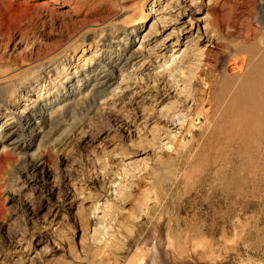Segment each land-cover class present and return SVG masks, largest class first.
<instances>
[{
  "label": "rangeland",
  "instance_id": "rangeland-1",
  "mask_svg": "<svg viewBox=\"0 0 264 264\" xmlns=\"http://www.w3.org/2000/svg\"><path fill=\"white\" fill-rule=\"evenodd\" d=\"M45 1L0 0V73H19L5 87L0 77L7 116L26 110V101L12 103L15 94L34 85L45 93L38 84L49 77L59 78L50 107L63 104L62 73L78 76V96L90 95L92 83L77 71L98 74L118 60L125 31L148 15L132 46L142 58L116 75L100 105L81 101L65 113L67 129L53 140L85 133L84 143H36L29 156L12 155L6 170L0 163V264H171L168 253L186 242L205 246L212 258L198 264H264L263 151L243 138L246 122L264 112L248 96L264 89L258 5L61 0L48 9ZM118 40L122 47L112 44ZM235 58L250 66L251 80L239 86Z\"/></svg>",
  "mask_w": 264,
  "mask_h": 264
},
{
  "label": "bare ground",
  "instance_id": "bare-ground-1",
  "mask_svg": "<svg viewBox=\"0 0 264 264\" xmlns=\"http://www.w3.org/2000/svg\"><path fill=\"white\" fill-rule=\"evenodd\" d=\"M25 1L30 2V1H33V0H25ZM45 2H46L45 3L46 8H48V5H53V7H55V8L56 7H59V6L61 7V6L64 5V3L61 0H46ZM255 5H258V7H256V8L259 9V11H258L259 16H258L257 21H258V23L261 26L264 27V0H253L251 2V6L250 7L253 6V9H254L255 8L254 7ZM241 6H243V5H241ZM243 13H244V11L241 12V17L243 15ZM243 17H245V16H243ZM147 20H148V15H144L140 19L139 22L136 21V23L130 27V30H131L130 33H129L128 29L125 31V35L126 36H130V38L128 39V41L126 43L124 42V44H123L124 45L123 46L124 48H122L121 50H119L117 52L118 60L108 61L109 62V64L107 65L108 67H105V66L102 65L103 69L98 74H96V72L99 69L98 68L95 69L94 67H92L91 70H89V71H85L84 73L83 72H80V71H77V73L79 75H82L81 77H83L82 80H83V83L85 82L84 83L85 85H87L89 83H92V86H89V87H91L89 89V94L90 95H88V96L87 95L86 96L85 95L84 96H78V87L76 86L75 89L72 88L76 84L74 82H78L79 81L78 76H76L75 79H70V78H68V75H67V77H65L64 74L62 73V77H63V79H65V81L62 82V84L59 86L60 87L59 88V93L60 94L57 95V97H61V96H64L65 95L64 97H67V98L65 99V101H64L63 104H61V105L58 104L59 106H57L55 109H52L50 107L51 102L54 101L55 99H51L52 101L49 100L50 98H52V95L53 94L50 95L48 93L52 92V89L53 88H51V87L54 84V82L56 81V79H59V78H55L54 80H52V79H50V77L49 78L47 77L49 79V80H47V82L46 81L45 82L43 81V82H41V83L38 84V85L43 84V86L45 85V87H43L44 88V91H47L45 93H41L40 94V91H39L38 87L36 85H34V87L31 86V88L24 89L23 91H20L19 93L15 94L14 99L12 100V103L15 104V105H18V104L26 101L27 107H26V110L25 111H21L20 113H18V112L17 113L16 112H11V115L7 116L6 113H5L6 112L5 111L6 108L4 109V107H0V116L1 117L3 116L5 118V122L0 125V145H3L2 146V148H3V151L2 152L3 153L0 154V163H1V165H2V167L4 169H5L6 164L10 163L13 160V159H11V156L12 155H14L15 153H21L22 156L27 157V156H29V151L28 150L31 149V148H33V146L36 143L38 144V148L49 149V148H53V147H55V148L58 147V149H59V147H61L62 145H64V147H66V146H72L73 147V146H76V145H78L80 143H84L85 142V137H86L85 136V133H84V135L78 133L75 136V138H73V137H69L67 134H64V132H63L62 134H60L59 136H57L58 138H55L54 140H53V138L55 137V135L57 133H59L61 131L62 128H63L64 131H65V129H67L65 127L66 121L64 120L65 113L66 112H70V111L74 110L81 101L86 102V103H89V104L90 103H93L95 106H96V104L100 105L101 104L100 102L103 101V100H105L107 98V96L111 94V90L117 84V81H116L117 77H116V75L118 73L121 74V73H124V72L128 71L130 68H132L133 66H135L134 64L137 61H139L142 58V55H140L139 52L134 51L132 49V46H133V44H135V42H137V36H138L137 34H138V32H140L142 30V28L146 24ZM112 44L116 45V47H119V46L122 45L120 40L115 41ZM105 51H106V49H105ZM108 51H106V52H108ZM252 56H256V58L258 59L257 55H252ZM102 57H104V56H102ZM123 57H125L124 61L123 62H120V59H122ZM259 59H261V58H259ZM232 60H234V59H232ZM86 61H87V59H85V62ZM71 62H74V61L71 60ZM255 62L257 63V61H255ZM256 63H255V65H256ZM248 64L249 63H248V60L246 58H244V59H242V58H237L236 59L235 58V60L232 61L231 66H230V69L233 70V71H236L238 73V74H236L233 77V79H235L236 82H237L236 83L237 86H239V84H243L245 82V80L247 79V73H249L248 71H250L249 69H247L248 67L250 68V66H248ZM258 64L259 63H257V65ZM0 66L2 68L5 65L4 64H0ZM251 66H254V65H251ZM259 68H261V67H259ZM19 71L22 72L21 69ZM6 72H8V71H6ZM74 74H76V71H75ZM261 74H263V77H264V69H263V72H259L258 75L260 76ZM92 75H94V76H92ZM0 77H2L1 84H2L3 87H5V86L11 84L14 79L18 78L19 77V73H13V74L11 73L9 75L7 74V76H6L5 73L4 74H1L0 73ZM95 77H97V79L94 82H91V79H93ZM249 77H250V75H249ZM249 77H248V79H249ZM256 77H255L254 80H256ZM248 79H247V82H249ZM249 80H251V79H249ZM260 80H257V82L260 81ZM263 81H264V79H263ZM65 82H66L67 85L65 84ZM47 83L49 85H46ZM56 84L57 83L55 82V85ZM248 86H249V84H248ZM47 88H48V90H47ZM257 88H258V91L260 92L261 85L257 86ZM248 89H250V86H249ZM34 91H35L36 96H37L35 98H34V96L32 97V94L34 93ZM250 91L248 92V96L252 100H253V98H252V96H253L258 101L261 100V102L264 103V93L262 94V91H264V89L260 93L258 91H254V90H253L254 91L253 93L250 92ZM246 98H247V96H246ZM90 101H92V102H90ZM28 102H29V104H28ZM226 105H224V108H226ZM231 106L233 107V105H231ZM256 106L258 108V105H256ZM259 106H261V105H259ZM239 107H241V106H239ZM239 107L237 106V108H239ZM262 108H264L263 104H262ZM229 109L231 110L230 106H229ZM229 109L226 110V113H227V111ZM241 110L243 111V109H241ZM248 111H250V110H248ZM258 113H259V116L256 115V118H253L252 121H249L250 120L249 119L248 120L249 122L248 121L246 122L247 125H246V128H245L244 132H243V138L245 139L246 142H248L250 144H251V142H254V146H256L260 152L263 151V154H262L263 162H259L258 165H257V168H258V170H260V171L263 170V172H264V123L261 122L264 119V115H263L264 112L262 113V111H260V112L258 111L257 114ZM252 115H253V113H252ZM239 116H241V115H239ZM219 118H220V116H219ZM256 120H258L259 123ZM59 138L62 139L61 143H59ZM75 141H77L76 144H75ZM232 161H234V160H232ZM0 172H1V170H0ZM260 174L261 175H259V176L257 175L258 178L263 177L262 173H260ZM257 177H256V179H257ZM241 180H242V178H241ZM252 184H254V183H252ZM248 185H250V184H248ZM253 192H255V190ZM235 194H236V192H235ZM228 197H230V196H228ZM233 202L235 203V201H233ZM242 210H244V209H242ZM239 217H240V215H239ZM186 238H188V237H186ZM186 243H187V244H185L186 247L183 249L182 252H179V251H176V250L174 251L173 250V251H171V252L168 253V260H169V262L171 264H198L199 262H203L204 260H206L208 258V255H207V253L205 252V249H204V248H206L205 246L198 245L197 243H194V244H190L188 242H186ZM172 246H173V243H172ZM178 250H179V248H178ZM208 259H212V258H208Z\"/></svg>",
  "mask_w": 264,
  "mask_h": 264
}]
</instances>
